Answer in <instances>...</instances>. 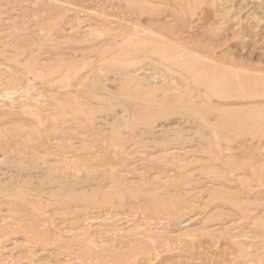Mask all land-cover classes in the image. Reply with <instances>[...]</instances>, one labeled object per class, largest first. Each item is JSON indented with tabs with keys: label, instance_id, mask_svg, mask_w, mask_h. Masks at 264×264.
<instances>
[{
	"label": "rangeland",
	"instance_id": "rangeland-1",
	"mask_svg": "<svg viewBox=\"0 0 264 264\" xmlns=\"http://www.w3.org/2000/svg\"><path fill=\"white\" fill-rule=\"evenodd\" d=\"M0 264H264V0H0Z\"/></svg>",
	"mask_w": 264,
	"mask_h": 264
},
{
	"label": "bare ground",
	"instance_id": "bare-ground-1",
	"mask_svg": "<svg viewBox=\"0 0 264 264\" xmlns=\"http://www.w3.org/2000/svg\"><path fill=\"white\" fill-rule=\"evenodd\" d=\"M218 81V80H217ZM206 83H207V85L208 86H210V87H216L217 85H218V82H215L214 80L213 81H211V82H208V81H206ZM216 93L218 92V91H215ZM226 92V91H225ZM215 93V94H216ZM219 93V92H218ZM58 101V100H57ZM53 111V110H52ZM63 111V110H62ZM140 117V116H139ZM60 188H61V191H65L66 193H67V195H69L70 196V199H75V195L74 194H70V192L72 191V189H71V187L70 188H67L66 186H64V185H62V183L60 184ZM61 200H63V199H61ZM63 204V205H66L67 203H68V201H61L60 202V204Z\"/></svg>",
	"mask_w": 264,
	"mask_h": 264
}]
</instances>
